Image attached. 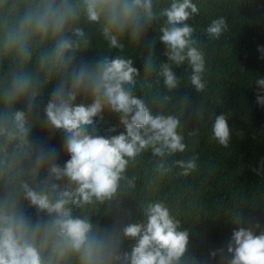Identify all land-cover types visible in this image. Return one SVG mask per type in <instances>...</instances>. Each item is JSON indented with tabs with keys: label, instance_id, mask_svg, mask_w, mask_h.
<instances>
[{
	"label": "clouds",
	"instance_id": "clouds-1",
	"mask_svg": "<svg viewBox=\"0 0 264 264\" xmlns=\"http://www.w3.org/2000/svg\"><path fill=\"white\" fill-rule=\"evenodd\" d=\"M199 14L193 0H170L158 14L154 0H0V66H7L0 80V186L4 189L0 264H185L189 232L163 201L140 208L146 222L128 224L110 235L94 227L86 211L110 205L124 187L133 189L135 177L130 178L127 170L145 152L156 159L157 174L170 172L166 158L187 148L179 131L181 120L163 111L154 113L133 95L139 72L131 60L104 55L94 68L73 69L72 64L77 53L89 46L80 24L98 26L110 52L123 49L124 37L139 43L151 22L163 17L159 39L168 63L156 71L154 54L149 52L144 72L156 71L172 92L180 86L174 68L187 66L191 87L204 93L206 55L194 38L195 28L187 23ZM228 31L224 16L212 19L205 29L212 41ZM57 80L44 111L49 131L65 134L64 149L70 159L63 167L44 149L34 153L28 139L33 127L29 114L40 88ZM256 83L257 101L264 106V79ZM81 94L91 103L77 105ZM156 99L163 105L170 97ZM22 101L28 102V114L14 108ZM105 111L119 115L123 132L110 138L89 133L95 118L103 121ZM190 135H198V130ZM230 138L227 116H215L210 139L228 148ZM197 159L174 163L180 175L187 176L197 169ZM45 164L47 178L40 184L37 178ZM61 180L66 182L58 183ZM21 198L46 213L47 219L32 224L21 210ZM126 240H136L131 253L121 250ZM227 253L228 264H264V232L234 231Z\"/></svg>",
	"mask_w": 264,
	"mask_h": 264
},
{
	"label": "trees",
	"instance_id": "trees-1",
	"mask_svg": "<svg viewBox=\"0 0 264 264\" xmlns=\"http://www.w3.org/2000/svg\"><path fill=\"white\" fill-rule=\"evenodd\" d=\"M193 2L198 4L200 14L187 23L195 28L194 38L206 55L208 87L204 93L191 87L187 66L174 68L180 86L172 92H168L156 74L161 64L168 63L165 45L159 39L163 17L151 22L139 43L124 37L121 40L123 49L112 48L110 52L98 26L80 24L89 46L77 53L73 69L94 68L104 55L109 59L131 60L139 72L133 95L142 98L154 113L163 111L179 117L182 124L179 131L187 145L184 153L166 158L171 171L163 176L156 173V159L151 152L143 153L127 170L130 178L135 177V187L122 188L110 205H96L86 211L90 223L110 235L128 224L146 222L140 208L149 202L163 201L180 221L181 228L189 232L185 264H228L231 257L227 247L234 231L245 228L256 235L264 232V106L257 101L260 88L256 83L264 79V51H261L264 49V0ZM169 3L170 0H154V10L158 14ZM219 16L227 18L229 31L218 41L209 40L205 29ZM149 52L154 54L156 71L146 74L145 60ZM34 66L35 60L31 66L33 70ZM6 71V65L0 66V80L4 79ZM58 83L59 80L41 86V95L34 101L29 114L33 127L28 139L34 153L44 149L63 167L70 159L64 149L65 134L49 131L44 111ZM158 95H167L170 99L161 105L156 99ZM27 103L18 102L14 108L28 114ZM89 103L91 98L83 94L76 100L77 105ZM220 114L227 116L230 128L228 148L210 139L212 123ZM103 115V121L95 118L94 130L93 127L88 129L90 134L110 138L124 131L119 126L118 114L105 111ZM111 127L117 131L110 132ZM195 130L198 135H190ZM193 156L198 157L197 169L187 176L180 175L181 169L174 161H187ZM46 178L47 164L37 183L42 184ZM3 194L0 186V195ZM21 210L32 224L38 219H47L46 213L38 212L23 199ZM74 214L79 215L80 211L74 210ZM135 244L136 240H126L121 250L131 253Z\"/></svg>",
	"mask_w": 264,
	"mask_h": 264
}]
</instances>
